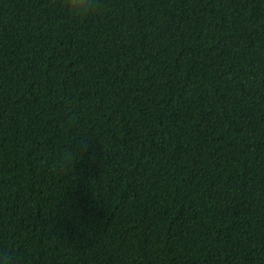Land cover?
<instances>
[{
	"label": "trees",
	"instance_id": "trees-1",
	"mask_svg": "<svg viewBox=\"0 0 264 264\" xmlns=\"http://www.w3.org/2000/svg\"><path fill=\"white\" fill-rule=\"evenodd\" d=\"M9 243L26 264H264V0H104L83 21L0 0Z\"/></svg>",
	"mask_w": 264,
	"mask_h": 264
},
{
	"label": "clouds",
	"instance_id": "clouds-1",
	"mask_svg": "<svg viewBox=\"0 0 264 264\" xmlns=\"http://www.w3.org/2000/svg\"><path fill=\"white\" fill-rule=\"evenodd\" d=\"M67 16L73 20H87L100 14L104 9V0H60ZM90 141L82 139L76 147L61 146L51 161L53 172L76 170V165L90 156ZM0 264H26L17 247L11 243L0 245Z\"/></svg>",
	"mask_w": 264,
	"mask_h": 264
}]
</instances>
